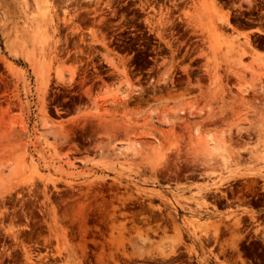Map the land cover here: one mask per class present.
Here are the masks:
<instances>
[{
  "label": "rangeland",
  "instance_id": "obj_1",
  "mask_svg": "<svg viewBox=\"0 0 264 264\" xmlns=\"http://www.w3.org/2000/svg\"><path fill=\"white\" fill-rule=\"evenodd\" d=\"M229 191L264 195V0H0V264H264Z\"/></svg>",
  "mask_w": 264,
  "mask_h": 264
},
{
  "label": "flooded vegetation",
  "instance_id": "obj_2",
  "mask_svg": "<svg viewBox=\"0 0 264 264\" xmlns=\"http://www.w3.org/2000/svg\"><path fill=\"white\" fill-rule=\"evenodd\" d=\"M239 196L240 194H235L232 191L222 193L217 199L218 205L221 208H227L228 206L238 207L239 205L246 202L253 204V206L250 205V207L255 211L256 214L244 215L242 222H239V225L241 224L242 230L245 233L249 232L251 235H253L257 229L255 227L264 229V195L251 197L248 196L244 197L243 199H238ZM251 242H253L252 239L244 244V249H246L244 250V253L251 252V249L249 248Z\"/></svg>",
  "mask_w": 264,
  "mask_h": 264
},
{
  "label": "bare ground",
  "instance_id": "obj_3",
  "mask_svg": "<svg viewBox=\"0 0 264 264\" xmlns=\"http://www.w3.org/2000/svg\"><path fill=\"white\" fill-rule=\"evenodd\" d=\"M65 78V77H64ZM63 80V79H62ZM65 81H67V79H65ZM64 82V81H63ZM64 83H67V82H64ZM182 162V161H181ZM229 162V161H228ZM226 164V163H225ZM224 164V165H225ZM188 165V164H187ZM188 167V166H187ZM228 167V166H227ZM230 169V168H229ZM177 171H178V169H177ZM168 172H170V171H168ZM179 172V171H178ZM174 174H175V172H174ZM178 174V173H177ZM168 256V255H167ZM150 258H151V256H150Z\"/></svg>",
  "mask_w": 264,
  "mask_h": 264
}]
</instances>
